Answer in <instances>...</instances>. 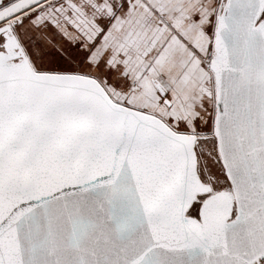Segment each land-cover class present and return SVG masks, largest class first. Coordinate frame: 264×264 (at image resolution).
Listing matches in <instances>:
<instances>
[{"label": "snow or ice", "instance_id": "6c2138e0", "mask_svg": "<svg viewBox=\"0 0 264 264\" xmlns=\"http://www.w3.org/2000/svg\"><path fill=\"white\" fill-rule=\"evenodd\" d=\"M0 264H264V0H0Z\"/></svg>", "mask_w": 264, "mask_h": 264}]
</instances>
